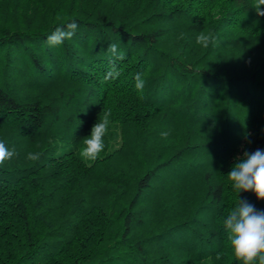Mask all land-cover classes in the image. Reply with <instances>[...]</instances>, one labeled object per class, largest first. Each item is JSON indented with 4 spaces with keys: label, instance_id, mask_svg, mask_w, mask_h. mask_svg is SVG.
Masks as SVG:
<instances>
[{
    "label": "trees",
    "instance_id": "trees-1",
    "mask_svg": "<svg viewBox=\"0 0 264 264\" xmlns=\"http://www.w3.org/2000/svg\"><path fill=\"white\" fill-rule=\"evenodd\" d=\"M255 3L0 0V141L15 150L0 165V264H240L222 220L238 198L264 211L227 177L264 151ZM106 113L104 149L85 158Z\"/></svg>",
    "mask_w": 264,
    "mask_h": 264
},
{
    "label": "clouds",
    "instance_id": "clouds-1",
    "mask_svg": "<svg viewBox=\"0 0 264 264\" xmlns=\"http://www.w3.org/2000/svg\"><path fill=\"white\" fill-rule=\"evenodd\" d=\"M264 0H256L253 8L258 15H264L262 11ZM78 28L77 23L68 22L62 26H57L55 30L47 36L49 46H59L65 40L71 39ZM203 43L208 47L209 43H214L212 35L201 33L197 37V43ZM111 52L116 54L117 46H109ZM120 58L123 56L120 54ZM135 87L142 90L144 80L142 74L135 77ZM110 113H106L102 119L98 117L97 122L91 128V134L84 138L82 155L85 158L95 160L104 149L103 137L106 135ZM167 136L168 133H161ZM15 150H10L3 141H0V165L14 157ZM40 154H28V159L39 160ZM231 182L232 189L239 194L241 191H252L258 200H264V151L257 149L249 153L244 151L243 157H237L231 171L227 174ZM223 228L226 232V239L229 246L240 264H264V211L257 210L247 201L240 200L222 220ZM219 258V255L217 256Z\"/></svg>",
    "mask_w": 264,
    "mask_h": 264
},
{
    "label": "rangeland",
    "instance_id": "rangeland-1",
    "mask_svg": "<svg viewBox=\"0 0 264 264\" xmlns=\"http://www.w3.org/2000/svg\"><path fill=\"white\" fill-rule=\"evenodd\" d=\"M114 129H116V127L112 126Z\"/></svg>",
    "mask_w": 264,
    "mask_h": 264
}]
</instances>
